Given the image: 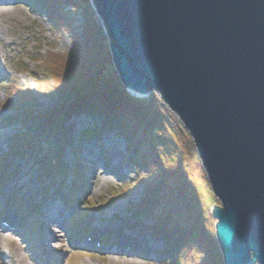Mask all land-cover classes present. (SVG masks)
I'll use <instances>...</instances> for the list:
<instances>
[{"label":"water","instance_id":"water-1","mask_svg":"<svg viewBox=\"0 0 264 264\" xmlns=\"http://www.w3.org/2000/svg\"><path fill=\"white\" fill-rule=\"evenodd\" d=\"M126 90L190 132L224 264H264V0H91Z\"/></svg>","mask_w":264,"mask_h":264},{"label":"rangeland","instance_id":"rangeland-1","mask_svg":"<svg viewBox=\"0 0 264 264\" xmlns=\"http://www.w3.org/2000/svg\"><path fill=\"white\" fill-rule=\"evenodd\" d=\"M24 1L25 2H23V0L19 1L21 7H18L23 11L17 9L19 11H14L13 14L7 18L5 15H2V13L12 8L11 5H5L11 2H0V5H5L0 6V47L4 48V50L6 51L5 54H7L8 58L6 63H4L3 58H0V153H3V155L0 156L1 161L2 157L4 160L6 156H8V162L6 163V165L3 162L0 163V183L10 184L11 180H13L14 178L17 180V184L14 186L15 191H13V197L11 201L14 200L15 202H24L26 198L25 194L31 191L34 192V194L37 193L39 198L43 195L44 198L50 199L48 207L57 209L60 207L66 208V206H68L71 209L70 213L73 212V221H79V225L84 226L87 223H85L84 221L82 222L81 218L80 220L77 219V213H79L81 210H86V213L82 216H86L84 219L91 221V216L97 214L103 221L104 229H113L114 227L119 228V234L121 236L123 235L128 237H135L136 240L141 243L156 242V245L159 247V249H161L163 247V242L154 240L153 236L151 235V232L153 231H149L145 226L147 223L149 225L153 223V221L150 220L152 218H138L131 213V210H129L130 202L139 203L141 198L143 197V186L136 188L137 190L130 193L128 199L126 200H115L112 204L107 203L111 200H114L117 196H121L118 195L119 192L121 190H124L125 188H128V185H130V183H132L133 185L131 186V189H133V187L135 186L138 187L139 181H141L142 178L148 175L150 172H148L149 167L146 168L145 171H138L137 166L133 162L132 155L129 153V148L126 141L123 138L118 137L114 133H108L104 137H102L96 147H94V145L92 144L96 143L94 141L89 143L83 141L82 144L80 143L79 140L82 132L84 130L90 131L93 125H99L98 121L102 120V118L98 117V115H94L92 111L88 109H82L79 110V112H74V114H72L71 112L70 116L68 117V120L66 122V131L64 132V136L66 139L63 140L61 146L57 147V149L59 150L63 149V154L61 157V166L63 168L62 172H54L56 174H52L51 177L46 179H43L44 176H41L43 178L39 176V172L41 171L38 172L37 170H39V167L43 164V161H48V158L47 156H44V159L43 156H35V152L38 151V147H32L33 150L31 148L30 153H26L22 156L17 153L15 156L11 157V155H14L13 152L10 154L9 150V146L11 145V138L15 134V132L20 129V126L19 124H12V126L5 130L1 128V125H3V120H5L6 116L11 113V111L5 109H12L10 104L12 103L11 98L13 97V95H11L10 89L11 87H13V82H11V79H8V76H15L16 81H18L20 85H24L27 90L30 91L27 97L33 96L34 100L33 102H27V105L30 107L26 108H29V110H33V114L43 113L41 112V110L51 111L54 109L53 107L56 106L59 102V96L54 95L50 90L52 82L54 83V78H52L51 74L54 70L53 61L55 60V56H60V59L67 56L73 50L75 44L73 35L74 31L70 32L66 28H63L64 26L62 27L58 21V25L52 23L53 21L47 18V12L40 6V4L35 3L33 0ZM89 1L91 3V0ZM66 11L69 12L67 16L72 24L71 27L74 28L73 30H75V32L80 33V25L83 21V15L81 14V11H75L70 6L66 8ZM94 12L98 24L103 28L104 26L101 17L97 15L95 9ZM106 40V44H109L108 38H106ZM12 42L13 44H10ZM108 49L110 51L109 45ZM32 70H36L38 73L41 72V75H43V72L45 71V74H48L49 78H46L43 82H41L40 80L39 82H37L35 77H33L32 74L28 73ZM114 71L116 72L113 63L111 66H107V73L112 76L111 81L106 78V82L109 84H115L116 81H119L121 83L117 72L115 73ZM59 77H62L61 72L59 74ZM26 88L22 87L20 91H24L26 90ZM89 89L98 91L91 86H89ZM17 91H19V89L15 88L14 92ZM89 93L91 95L89 99H93V92L89 91ZM151 95H153V97L155 98L159 97L160 99V96L155 91L150 92L146 97H136L143 99L149 98ZM19 101L23 102V99L20 96ZM155 103V105L148 108L152 109V111H157L162 114L166 118L168 123L173 126V141L180 148L181 154H183L185 158L188 157L187 159H192V156L190 157V153L192 154L195 152V154L199 158L196 152L193 138L190 132L184 126V123L180 120L179 116L172 110H170V108L166 106L163 101L162 103L169 110L170 115H167V113L159 108V104H157L158 102ZM142 106L146 108L145 106L147 105L143 103ZM14 110H16V108H14ZM56 133L57 132H55V135ZM103 144H108L109 146H104L100 149L99 145L103 146ZM110 151H116L119 156V161H116L115 164H111L115 166L122 165V177H118L114 174L104 171L103 168L94 164V161H92V155L94 153H100L101 156V153L104 152L105 155H103L102 157L106 159L110 154ZM155 154L156 153H154V155ZM77 158H79V165L82 171L76 179L74 169L77 163ZM151 161L153 162V160ZM8 163L11 164L8 166ZM187 164H190V166L187 167ZM193 164L194 162L192 160H186L184 162V175L186 177V181L190 180L189 184H191V186L192 184L193 186H196L197 181L200 182L201 177L200 172L195 171ZM6 170L8 172H5ZM161 174L163 176L160 178L163 180V183L156 181V183L151 182L156 179V176L159 177L161 176ZM153 175L154 177H151ZM168 175V172H166L162 166L160 173H151L149 176L151 177L149 182L152 183V185H150V188L152 187L155 190V186H164V192L161 195V199L168 204H171L170 209L173 210L174 213H177V215L175 214V216L178 220L182 221L181 217L183 216V214L178 210L182 209L183 205H185L186 203H181L183 205H174L172 204V202L179 199V193L181 194L185 192L189 193L188 199L186 196V201L188 200L191 204L194 203L196 206H200L201 195H199V193H197V190H195L197 188L193 189L192 187H189L188 189L186 187L184 190L179 189V193L174 192L173 187H171L170 190V186L174 183L170 185L172 178ZM40 179L43 180L40 181ZM76 180V184L77 186H79L78 189L74 188V182ZM201 182L202 184H204L203 181ZM207 183V186L209 185L211 195H209V193L206 191L207 187L205 188V186L202 185V192L205 195L203 203L208 201L210 202V207L208 209L210 211H207L213 219L212 230L214 236H216V220L213 217L212 211L215 206H221V202L214 195L210 182ZM45 187L49 189V193L46 195V197L43 193ZM72 192H75L76 194L75 199H73L71 196ZM158 194L160 195V192H158ZM40 202L41 206L43 207L44 203L41 199ZM106 203L107 206L104 207V204ZM125 207L127 208V214L123 215L121 211L122 208ZM177 207L180 208L176 209ZM24 212L21 210V213ZM53 213L54 211L50 209L47 211L44 209L39 210L37 211V216L35 218H31L28 222L25 223L27 225V223L31 222V224L27 226L31 229L29 230V234L32 235L29 236L30 238L32 237L36 239V241L39 240V222L48 220L49 215ZM111 213L116 214L117 218L112 220L110 218ZM32 226H35V228H33ZM52 226L53 223L51 224V227ZM66 227L67 226L64 223L61 229L62 232H60L59 236H55L56 239L55 241H53V245H51V247H56L61 244L64 245L62 248L54 252L56 258L61 257V264H163L159 262L157 258H155V261H150L149 259L144 258V256H141V254L139 255L134 252L127 253V250H124L123 253H125V257L128 258H125L124 256L123 258H119L122 256L115 257L110 254H105L106 257L102 258L101 256H97L94 253L82 254L81 251H74L71 249L69 250ZM0 229V244L3 245L6 243H10L13 245V248L15 250L12 259L5 262L0 260V264H36L31 258L30 254L32 253L29 247L30 240L29 242H27L26 236H24L25 238L22 236H18V234H15L16 237L7 236L6 234L4 235L2 233L4 230L2 228ZM54 229L58 231L59 228L56 225L53 226V234L57 235L59 231L58 233L56 232V230L54 232ZM178 235H180V233H177V236ZM215 240L217 241V239ZM116 242L122 241L118 240L114 243H110V245H107L111 246L113 244L112 247H114ZM196 244L197 241L192 240L190 243L187 242L186 245L180 247V249L183 250V253H185V257H182V261H178L177 264H191V259L193 260V256H195L196 251H198L196 248ZM125 246L128 245L125 244ZM39 248L40 245L38 249ZM62 252H64V256L61 255ZM173 252L175 253V251L171 252L169 261L172 258ZM177 258L180 257L178 256ZM114 260L119 261L114 262ZM187 261H189L190 263Z\"/></svg>","mask_w":264,"mask_h":264},{"label":"trees","instance_id":"trees-1","mask_svg":"<svg viewBox=\"0 0 264 264\" xmlns=\"http://www.w3.org/2000/svg\"><path fill=\"white\" fill-rule=\"evenodd\" d=\"M35 2L40 4L47 12V18L53 21L52 23L58 25V21L62 27L64 26L63 28L70 32L74 31L75 44L73 50L67 56L61 59L60 56H55L53 61L54 70L51 73L54 83L52 82L50 90L54 95L59 96V102L54 106L53 113H39L37 115L40 116H33L32 120L26 119L33 123L32 126H25L26 141H28V135H31L29 131L32 132L34 125L42 126V129L43 126H46L45 131L49 135L53 130L65 125L71 112L74 114V112H79V110L88 109L94 115L105 116L104 122L107 130L115 129L122 135L127 136V141L132 146L133 159L137 166L139 168L149 167L148 172L150 173L139 182V184L145 185L147 189L146 202L153 206L154 209L156 208L157 226L149 228L154 230V234L158 238L166 241H172L174 238L178 239V245L174 246L175 253L173 252L172 254V261L168 264H177L178 261H182L181 258L185 257V253L180 247L186 245L187 242L190 243L192 240L197 241L196 248L198 251L193 256V260L191 259V264H224L219 244L217 245L218 242L215 240L216 236H214L212 230L213 219L208 212L210 211L208 210L210 202L203 203L205 195L202 192V185L205 188L207 187L206 191L209 195L211 194L209 185L207 186V182H209L207 174L202 163L195 152L190 153L192 159H187L188 157L185 158L181 154L180 148L173 141V126L168 123L162 114L152 111L148 107H152L156 104L155 102H158L159 108L167 115H170L169 110L159 97L155 98L151 95L149 98H137L135 95L130 94L119 81H116L115 84L106 82V78L110 81L112 79V76L107 73V66H111L113 61L108 49L109 44H106L107 37L102 26L98 24L95 18V12L89 0H35ZM69 6L75 11H81L83 15L80 33L75 32L74 28L71 27L72 24L67 16L69 12L66 11ZM60 72L62 77H59ZM30 73L37 82L39 80L43 82L46 78H49L45 71L43 75L37 71ZM12 84L13 87H11L10 92L13 95L11 98L13 105L19 101V96L23 99V102L19 101L20 103L27 104V102L33 101V96L27 97L30 93L29 90L20 91L22 87L19 83L13 82ZM89 86L98 91L90 90ZM15 88L19 89V91L14 92ZM89 91L93 92V99H89L91 97ZM143 103L147 105L145 106L146 108L142 106ZM37 132L35 133L37 136H43L39 130ZM93 132L87 130L82 140H87L98 133ZM32 134L34 133L32 132ZM26 141L25 143H28ZM61 152H63V149L59 150L51 147L50 156L56 159L59 153L61 155ZM154 153L156 154L154 155ZM186 160H192L195 171L200 172L201 180L200 182L197 181L196 186H193V184L191 186L189 184L190 180L186 181L184 175V162ZM42 165L44 175L46 174L47 176L51 163L47 161L43 162ZM160 165L168 172V176L172 178L170 185L174 184L170 186V190L173 187V191L179 193V189L184 190L186 187L187 189L192 187L193 189L197 188L195 190L201 195L200 206H196L194 203L191 204L188 200L186 201V196L188 199L189 193L185 192L179 193V199L172 202L174 205L186 203L182 209L178 210L183 214L181 217L182 221L178 220L175 216L177 213L170 209L171 204L161 199L164 186H155V190L152 187L150 188L151 182L163 183L160 178L163 176L162 174L149 182L150 178L154 177V175L149 177L151 173L161 172ZM189 166L190 164H187V167ZM131 186H133L132 183L128 185V188H125L124 196H126L127 191H131ZM158 192H160V195ZM178 208L180 207L176 209ZM177 233H180V235L177 236ZM178 256L180 258H177Z\"/></svg>","mask_w":264,"mask_h":264},{"label":"bare ground","instance_id":"bare-ground-1","mask_svg":"<svg viewBox=\"0 0 264 264\" xmlns=\"http://www.w3.org/2000/svg\"><path fill=\"white\" fill-rule=\"evenodd\" d=\"M8 1L12 3L11 4L12 8L8 9L7 11H4L2 13V15H5L6 18L11 16L14 11H19L17 9H20V11L22 10L21 8H18V7H21L19 1H22V0H3L2 2L6 3ZM6 5H9V4H6ZM12 44H13V42H12ZM5 53H6V51L4 50V48L0 47V58L4 59V63H6L7 60H8L7 54H5ZM0 68H1V66H0ZM63 127H65V125L61 126V128H63ZM104 146L108 147L109 145L108 144H105V145L103 144V146L99 145V148L101 149ZM92 159H90V160L94 161V164H96V165L100 166L101 168H103L104 171H108L109 168L106 165V163L109 161V162L115 164L116 161H119L118 160L119 156H118L116 151H110V154L108 155V158H106L107 160L105 158H103L102 155L100 156V153H96V154L94 153L92 155ZM113 166L118 168V171L120 172V174H123L122 171H121L122 170L121 166H115V165H113ZM108 173H110V172H108ZM49 209L50 210H54V208L48 207V205L45 206V208H44V210H46V211L49 210ZM7 217L11 218L12 217V213L7 211ZM67 218H68V215L64 214L63 212L60 211V209L57 208L53 214L49 215L48 221H50V224L53 223V226L56 225L59 228V230H58L59 233H58V231L56 229H54V232L56 230V232L58 233L57 235H54L53 234V226L52 227L50 226V230L48 229L49 233H47L46 236L42 237L41 235H39V240H37V241H36V239H34L32 237L30 238V245H31L30 246V250L37 255V258L39 259L38 264H56L55 261L52 262V260H49L47 258H43L42 256H40L41 245H42L43 241H46V242L47 241H52V239H54L55 236H59L60 235V232H62L61 229H62L64 223L66 225V219ZM30 224H31V222H30ZM2 228H5V227L2 226ZM3 230H5V229H3ZM95 239H97V237H95ZM61 242H63V241H61ZM130 243L134 246L133 247V251L134 252L140 253V254L143 255L145 251H148L149 254L147 256H151L150 258H153V259L155 258L154 252H153L155 250V247L148 246L146 244H143V243L135 241V240H130ZM39 245H40V248L38 249ZM116 249H118V248H114L113 250H116ZM119 251H120V249H119ZM117 256H120V255H117ZM122 256H125V255L122 254ZM118 261L119 260H114V262H118ZM58 264H61V263H58Z\"/></svg>","mask_w":264,"mask_h":264}]
</instances>
